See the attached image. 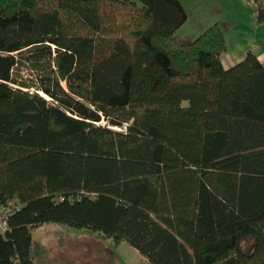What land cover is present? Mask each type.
I'll return each mask as SVG.
<instances>
[{
    "label": "trees",
    "instance_id": "trees-1",
    "mask_svg": "<svg viewBox=\"0 0 264 264\" xmlns=\"http://www.w3.org/2000/svg\"><path fill=\"white\" fill-rule=\"evenodd\" d=\"M187 18L181 0H0V264H36L51 223L139 264H264V61L225 66L223 23L181 40Z\"/></svg>",
    "mask_w": 264,
    "mask_h": 264
},
{
    "label": "rangeland",
    "instance_id": "rangeland-1",
    "mask_svg": "<svg viewBox=\"0 0 264 264\" xmlns=\"http://www.w3.org/2000/svg\"><path fill=\"white\" fill-rule=\"evenodd\" d=\"M188 12L187 21L179 28V39L199 34L200 28L216 20L223 23L227 45L244 48L254 37L264 46V24L255 21L257 3L264 0H181ZM255 24L260 25L257 28ZM207 26V25H206ZM203 30V29H202ZM242 36L246 38L241 40ZM228 50V48H227ZM228 50V51H229ZM225 54V53H224ZM226 55V54H225ZM33 238L43 244L36 255V264H139L141 255L126 241L113 244L111 238H103L96 231L72 227L60 223L43 224L32 230Z\"/></svg>",
    "mask_w": 264,
    "mask_h": 264
},
{
    "label": "crops",
    "instance_id": "crops-1",
    "mask_svg": "<svg viewBox=\"0 0 264 264\" xmlns=\"http://www.w3.org/2000/svg\"><path fill=\"white\" fill-rule=\"evenodd\" d=\"M254 15H255V13H254ZM187 21V20H186ZM185 24V23H184ZM183 24V25H184ZM264 24V23H263ZM182 25V26H183ZM206 25H208V24H205V25H203L200 29L201 30H199V32L198 33H200L201 31H202V29L203 28H205L206 27ZM181 26V27H182ZM258 26H260V25H257V24H255V27L257 28ZM179 30V29H178ZM178 30H177V32H178ZM192 29H190L189 31H191ZM189 31H187L188 32V36H186V37H184L183 39H189ZM264 36V35H263ZM192 37H194V36H191V38ZM226 38H227V36H226ZM248 39L250 40V44H248L246 47H244V48H241V47H239V45H232V47H231V51L229 50V47H228V50L225 52V54H223V57H222V59H223V63H224V65L225 66H229V65H231L232 63H234V62H236V61H238V60H240L243 56H244V54L246 53V51L248 50V49H251V50H253L257 55H258V57L262 60V61H264V46L263 47H260V45L258 44V42H257V40L258 39H256V38H254V37H248ZM227 40V39H226ZM241 40H243V41H245L246 40V38L244 37V36H242V38H241ZM228 42V41H227ZM228 45V44H227ZM229 46V45H228Z\"/></svg>",
    "mask_w": 264,
    "mask_h": 264
},
{
    "label": "built area",
    "instance_id": "built-area-1",
    "mask_svg": "<svg viewBox=\"0 0 264 264\" xmlns=\"http://www.w3.org/2000/svg\"><path fill=\"white\" fill-rule=\"evenodd\" d=\"M3 211H4V215H5L6 214V208H4ZM5 227H6V220H5V218H2L0 216V229L3 230Z\"/></svg>",
    "mask_w": 264,
    "mask_h": 264
}]
</instances>
